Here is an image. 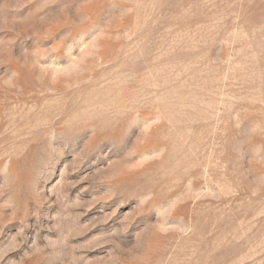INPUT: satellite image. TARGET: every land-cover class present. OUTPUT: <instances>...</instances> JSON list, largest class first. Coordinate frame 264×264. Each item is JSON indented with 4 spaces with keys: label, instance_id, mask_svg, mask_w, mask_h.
I'll return each mask as SVG.
<instances>
[{
    "label": "rangeland",
    "instance_id": "rangeland-1",
    "mask_svg": "<svg viewBox=\"0 0 264 264\" xmlns=\"http://www.w3.org/2000/svg\"><path fill=\"white\" fill-rule=\"evenodd\" d=\"M0 264H264V0H0Z\"/></svg>",
    "mask_w": 264,
    "mask_h": 264
}]
</instances>
